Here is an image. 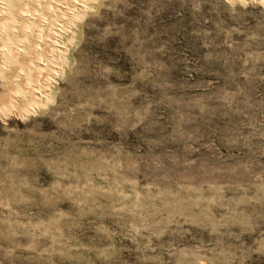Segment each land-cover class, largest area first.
<instances>
[{
  "label": "rangeland",
  "instance_id": "obj_1",
  "mask_svg": "<svg viewBox=\"0 0 264 264\" xmlns=\"http://www.w3.org/2000/svg\"><path fill=\"white\" fill-rule=\"evenodd\" d=\"M63 42L40 104L0 61V264H264V0H91Z\"/></svg>",
  "mask_w": 264,
  "mask_h": 264
},
{
  "label": "bare ground",
  "instance_id": "obj_2",
  "mask_svg": "<svg viewBox=\"0 0 264 264\" xmlns=\"http://www.w3.org/2000/svg\"><path fill=\"white\" fill-rule=\"evenodd\" d=\"M90 2L91 0L0 2V61L13 58L21 62L22 59V64L28 70L26 74V71H22L24 69H18L16 77L13 76L21 85H18V90H14L17 91V98L30 97L36 104H40L45 98L50 76L64 66L63 39L69 36L77 13Z\"/></svg>",
  "mask_w": 264,
  "mask_h": 264
}]
</instances>
